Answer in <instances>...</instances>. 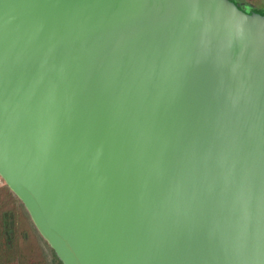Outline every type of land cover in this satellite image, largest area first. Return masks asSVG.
<instances>
[{
	"label": "water",
	"instance_id": "95a60500",
	"mask_svg": "<svg viewBox=\"0 0 264 264\" xmlns=\"http://www.w3.org/2000/svg\"><path fill=\"white\" fill-rule=\"evenodd\" d=\"M0 178L62 264H264V16L0 0Z\"/></svg>",
	"mask_w": 264,
	"mask_h": 264
},
{
	"label": "trees",
	"instance_id": "16d2710c",
	"mask_svg": "<svg viewBox=\"0 0 264 264\" xmlns=\"http://www.w3.org/2000/svg\"><path fill=\"white\" fill-rule=\"evenodd\" d=\"M236 8V7H235ZM239 10V9H238ZM241 11V10H240ZM247 15L257 14L254 12H244ZM4 183V182H3ZM0 190V264H8L14 262L15 264H46L48 261L44 259H38L36 255L37 251L41 254L42 251H46L51 258V263L53 264H62L61 261L57 258L54 251L50 248L47 242L42 238L39 232L36 230L34 224L32 223L30 216L23 206L22 202L18 197L6 186ZM5 190V191H4ZM7 200H10L13 203H17L23 213L29 219V233L32 235L35 234V243L29 245L27 242V234L25 230L21 227V221L19 219L18 213L15 211L14 207ZM24 247H28L25 250ZM44 249V250H43ZM42 255V254H41ZM34 260H30V258ZM36 257V258H35Z\"/></svg>",
	"mask_w": 264,
	"mask_h": 264
},
{
	"label": "rangeland",
	"instance_id": "374dc122",
	"mask_svg": "<svg viewBox=\"0 0 264 264\" xmlns=\"http://www.w3.org/2000/svg\"><path fill=\"white\" fill-rule=\"evenodd\" d=\"M226 1L241 11H244V12L250 11V12L257 13L258 15L264 16V0H226ZM3 187H4V183H3L2 179L0 178V190H2L1 188H3ZM0 195H1V193H0ZM7 202L10 204L9 207H11V205H12L14 207L15 211L18 213L19 219L21 221V227L23 228V230H25V232L27 234V242L29 245H32L33 243H35V237L36 236H35V234L32 235L31 233H29V228L31 226L29 225L28 217H26V215L23 213V210L21 209V207L17 203H13L10 200H7ZM24 248H25V250L28 249V247H24ZM41 254L37 251L35 256H37V258L39 260L43 258L44 261H48L47 264H53V263H51L50 255L45 250L42 251ZM30 260H34V259L31 257ZM41 262L42 263H38V264H43V261H41ZM44 263L46 264V262H44ZM8 264H15V263L11 262ZM25 264H27V263H25Z\"/></svg>",
	"mask_w": 264,
	"mask_h": 264
}]
</instances>
